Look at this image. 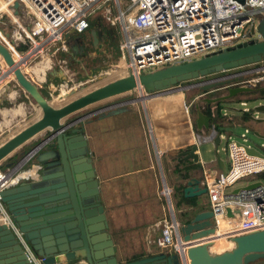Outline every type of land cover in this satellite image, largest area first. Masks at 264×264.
Here are the masks:
<instances>
[{"label":"water","instance_id":"water-1","mask_svg":"<svg viewBox=\"0 0 264 264\" xmlns=\"http://www.w3.org/2000/svg\"><path fill=\"white\" fill-rule=\"evenodd\" d=\"M237 1L243 3V0ZM18 6L17 0L6 4V7H11L13 17L18 12ZM255 17L256 23L250 27L248 39L233 46L184 62L158 67L136 76L131 73L119 76L63 101L75 93V89H70L54 96L53 101L57 104L47 100L38 87L25 77L6 45L0 41V56L5 66L10 69L18 86L39 109L37 119L0 144V161L23 143L34 141L38 133L47 132L41 141H36L29 148L43 142L31 158L35 163H29L30 166H37V176L30 179V182L0 190L3 208L30 251L39 259V264H75L80 259L86 264H249L264 257V229L226 235L231 245L220 252L209 250L212 237L193 242L194 237L214 231L208 229L212 215L208 209L205 213L195 215L193 219L186 217L178 221L177 232L181 239V251L168 250L139 262H116L112 241L106 232L107 220L92 167L93 152L89 150L83 134L85 124L127 110L116 104L119 102H106L109 98L140 88L145 94L166 91L182 81L259 62L264 56V16L256 14ZM1 31L5 37L8 36L7 32ZM95 34L99 35V31L91 32L93 40L96 41ZM254 34L256 37L252 38ZM73 36L74 32L70 30L63 35L61 42L67 43ZM70 49L75 51L76 44L71 43ZM216 85L218 84L205 85L199 90L205 92ZM262 88L264 89V86ZM252 91L253 88L250 87H232L227 89L225 94L203 100L207 107H210L212 103L229 102L239 93ZM176 97L180 104L183 92ZM253 110L264 114V104H257ZM190 115V128L195 133L194 138L183 146L180 152L181 161L175 162L180 168L178 176L181 178V195L184 199L206 194L207 181L202 169L204 165L215 162L222 175L226 171L224 160L215 151L221 141L220 130L210 125L211 117L203 113L197 103L193 105ZM90 117L94 119H88ZM245 118L264 123V117L241 115L240 119ZM226 126L219 124L220 128ZM197 130L200 132H195ZM205 131L208 133L205 134ZM253 133L264 138V133ZM237 143L246 153L264 158V154L256 147ZM23 153L24 151H20L17 155L21 156ZM173 156L174 150L164 151L161 160L165 162ZM10 165L11 163L5 164ZM258 172L264 173V169ZM259 184V181H254L237 187L232 192L251 189ZM192 207L189 209H193ZM186 209L188 208L184 204L180 210ZM226 215H231L229 209L226 210ZM3 224L0 238H6L3 240L5 244L0 245V264H33L27 259L26 251L13 230ZM191 230L198 232L191 234ZM105 257L110 259L102 261Z\"/></svg>","mask_w":264,"mask_h":264},{"label":"built area","instance_id":"built-area-1","mask_svg":"<svg viewBox=\"0 0 264 264\" xmlns=\"http://www.w3.org/2000/svg\"><path fill=\"white\" fill-rule=\"evenodd\" d=\"M14 0H7L12 4ZM18 9L24 13L30 22V26L22 25L16 17H12L16 25L13 34L15 39L23 38L25 46H30V54L41 44L59 43L63 35L70 30L74 33L84 31L92 21L87 18L96 10H103V18L97 19L108 23L113 27L118 40L119 63L118 67L124 75L146 72V69H156L173 63L190 60V57L206 55L217 52L246 40L249 29L256 23V14L264 16V0H17ZM38 39L39 42H35ZM6 43V42H5ZM8 43H6V46ZM12 52L14 61L21 59L18 50L7 46ZM15 53V55L13 54ZM18 62V61H17ZM264 62L263 59L259 63ZM28 63V62H27ZM258 63V62H257ZM26 65L24 60L18 66ZM249 65V64H248ZM13 78L0 56V84L4 78ZM181 83V82H180ZM180 83L166 91H155L145 94L140 88L136 89L141 96H154L162 92L179 93L197 90L189 101H183V117L189 123L190 108L203 98L214 97L227 93L232 87L264 86V63L254 67H234L199 76L196 82L181 86ZM218 84L208 91L199 88ZM135 90V89H134ZM219 91H222L220 93ZM219 92V93H218ZM174 93V92H173ZM119 104L117 105H120ZM125 103V102H124ZM264 104V98L262 102ZM241 115H247L250 110L245 102L240 101ZM210 112L214 107H209ZM226 115L224 109H221ZM258 111L249 115L259 118ZM264 117V116H263ZM213 128V127H212ZM150 131L151 127L148 126ZM192 131V130H191ZM193 132V131H192ZM244 128L240 134L241 141L233 140L230 136L225 137V145L217 144L215 151L225 152L229 158V164L225 174L221 173L206 183L207 206L210 209L211 222L217 226L214 230L215 237L220 235L243 234L251 230L264 229V185L259 184L251 189H239L233 193V188L227 190L240 177L249 173H256L264 169V158L250 155L237 142L246 144ZM223 136L221 135V139ZM220 139V140H221ZM221 142V141H220ZM219 142V143H220ZM43 142L18 156L5 170H0V190L14 185L19 178L33 179L37 176V166L31 169L21 168L28 165L34 153ZM263 147V144H261ZM161 195L165 198L168 206L169 217L164 219L162 234L168 235L173 231V242L167 241L165 245H171L173 249L181 251L180 237H178L177 225L174 219L175 206L171 202V189L167 187L162 178ZM178 196L182 197L181 194ZM179 202L177 206H179ZM184 205L181 204L180 208ZM229 209L231 215H226ZM0 218L3 223L13 230L19 242L26 251L27 259L33 264H39V259L34 256L26 243L17 232L8 214L0 202ZM231 223L217 235L219 223ZM75 264H85L83 259Z\"/></svg>","mask_w":264,"mask_h":264},{"label":"crops","instance_id":"crops-1","mask_svg":"<svg viewBox=\"0 0 264 264\" xmlns=\"http://www.w3.org/2000/svg\"><path fill=\"white\" fill-rule=\"evenodd\" d=\"M18 12L21 11L18 9ZM18 12L15 15L17 20L22 25L30 26V22L24 13L21 12L22 17L19 18ZM15 31L7 37L0 35V41L5 45L6 43L9 46L13 45V48L18 50L21 59H18L16 63L21 64L22 60L26 63V65L20 66L22 73L38 87L39 92L52 104H54L55 95L77 87L78 83L68 85L72 76L83 77L87 69L97 70L96 67L52 66L56 53L59 55L56 58L58 63L69 58L73 60V64H77L76 62L81 60L76 55L79 52L78 45H76L75 51L70 49L71 38L67 43L60 41L55 44H41L30 54L31 45L25 46L23 38L15 39L13 35ZM35 42L38 43L39 40L36 39ZM22 46L24 47L21 48ZM13 54L15 55L14 52ZM34 58H39V61L31 65ZM173 92L141 96L135 89L121 94L120 98H109L106 102L123 101L120 105L127 109L115 115V118L123 115L117 119L118 125L108 122L101 124V120L84 125L83 134L89 150L93 152L92 167L100 190V202L107 220L106 232L112 241L114 257L118 263L143 261L173 249L171 245H165L167 241L173 242V231L168 235L162 234L164 219L169 217L168 208L160 193L162 178L172 191L171 195L175 206L174 219L177 223L186 217L193 219L195 215L205 213L208 210L206 194L189 198L188 202L178 196L181 194L182 185L181 178L178 176L180 168L179 165H175V162L181 161L180 152L184 145L193 140L195 133L189 129V123L183 117L184 96L181 98L180 104L179 99L173 102L171 99L174 95L181 94L178 90ZM197 103L200 104L201 108L206 105L205 101L198 100ZM210 107L215 108V103L210 104ZM223 108L222 105L221 109ZM221 115L224 117V125H229L232 117L234 118V116L227 114L223 115L222 112ZM189 116L191 122V115ZM38 117V107L22 91L15 79L4 78L0 84V144ZM237 117L241 120V115ZM210 125H213L211 121ZM148 126L151 127L150 131ZM167 127L169 128L167 129ZM115 131L122 133V143L119 145L112 144L110 140H107L108 138L105 139L107 134L111 135ZM204 133L206 134L208 131ZM46 134L47 132L44 131L38 133L34 141L23 143L17 150L6 156L0 161V170L10 167L5 166V164H12L13 159L18 156V152L28 150L33 143L38 142ZM4 136L5 138L1 141ZM123 150H125L126 156L125 153L121 155ZM168 150H174V156L163 162L161 154ZM224 162L227 168L229 164L228 155L227 161L224 160ZM34 163L33 161L30 162V164ZM184 163H189V161H184ZM24 169H31L30 165H24L21 170ZM202 169L207 182L220 174L215 162L204 165ZM30 181L29 177L19 178L10 187ZM235 188L237 187H233V190ZM178 202L180 205L184 203L188 209L181 211L180 205L177 206ZM190 206H195L192 208L197 210L189 209ZM209 220L211 221V217ZM2 223L3 220L0 218L1 232ZM190 232L193 234L197 233L198 230H191ZM213 234L214 231L204 236L194 237L192 241L198 242L204 237H212L209 245L211 252H220L230 247L227 236L218 238ZM5 238L6 236L0 238V245L5 244L3 243ZM218 239H222L229 245L216 249ZM107 259L110 257H105L102 261Z\"/></svg>","mask_w":264,"mask_h":264},{"label":"rangeland","instance_id":"rangeland-1","mask_svg":"<svg viewBox=\"0 0 264 264\" xmlns=\"http://www.w3.org/2000/svg\"><path fill=\"white\" fill-rule=\"evenodd\" d=\"M5 1L7 2V0H5ZM7 8L9 10L8 12L3 11V10H2L3 12H0V31L3 30V32H5V33L7 32L8 35H11V33L14 30H16V25L13 23V20H12V17L14 15H13L11 7H7ZM103 10L104 9H96L87 18V20L89 22L92 21V23H96L97 19H102L104 17L103 16ZM18 16H19V18L22 17L21 12H18ZM1 33H2V31H1ZM1 33H0V35L4 36V34L2 33L3 34L2 35ZM253 37H256V34H254L252 36V38ZM247 39H248V37H247ZM106 47H107V51L105 53H104V50H102V48H99V49L94 50V51H89L88 59L83 58V59L79 60V62H77V64H73V67H96L95 69H97V70L91 71V70L87 69L85 76H83V77H79V76L77 77V75L72 76L71 81L68 83V85L69 84H77V83L78 84L76 85L77 87L75 88V93L68 96L66 98V100L70 99V98H74L80 94L87 92L88 90L92 89L93 87L99 86L105 82H108V81L116 78V77L124 75L122 73V71L118 68L120 66V64H119V58H118L119 50H118L117 38L115 37V39L110 44L106 43ZM57 57H59L58 53H56V58ZM198 57H200V55L192 56V57H190V59L198 58ZM56 58L54 57L53 62H52L53 63L52 66L59 67V65H60L62 67H69V65L67 63V59L58 63ZM262 59L264 60V56H262ZM37 61H39V58H34L31 61V65H33ZM263 63L264 62H262V63L258 62V63H254V64L245 65L242 67H254V66H257V65L263 64ZM149 70L150 69H146V71H149ZM78 75H80V74H78ZM192 82H196V79L182 81L181 83L180 82L179 83L181 84V86H187L189 83L191 84ZM257 86L259 87L261 85L259 84ZM196 92L198 93L197 90H190V91L188 90V91L183 92L185 102L189 101L193 95L197 94ZM219 92L222 93V91H219ZM263 96H264V93H258V92L247 93V92H244V93L237 94L235 97H233L231 99V101L223 103V107L225 108V109L224 108L223 109L225 110L227 115L234 116V118L232 117V121L230 122L229 126L227 125L226 127L220 128V133L223 136V138L221 139V142L219 143L220 146L225 145V137L226 136H230V138H232L233 140L241 141V138L239 136L241 133H243L244 128H247L248 132L245 133V138H246L245 143L256 147L258 150H260L264 154V138L258 137L256 135H254V133H253V132H257L260 134L264 133V123H257L255 121L249 120L247 118H245L244 120L241 121L237 117V116L241 115L240 111L243 107L239 104L240 101L245 102L244 106L250 110V112L247 114V115H249L250 113L254 112L253 107H255L257 104H260L262 102ZM120 97H121V95L116 96L115 98H120ZM66 100H63V101H66ZM171 100L173 102H176L177 97L174 96ZM53 103L57 104L55 101H53ZM136 104H137V102H136ZM132 106H133V104H132ZM198 107H200V104H198ZM192 110H193V106H191V108H190V113L192 112ZM130 113L132 114V112H130ZM214 113H215L214 110L211 111V116H213ZM257 115L259 116V118L264 116V114L260 111L257 112ZM121 116H123V115H121ZM121 116L119 115L115 118V115H114V116L103 118L101 120V124H105L108 122L110 124H115V125L117 124L118 125V123L116 121ZM213 121H214V118H213ZM10 131H12V130H10ZM195 132H200V131L197 130ZM5 136L1 139V141L5 138ZM106 138H108L107 140H110V142H112V144L119 145L122 143V133L118 132V131H115L111 135L107 134L105 139ZM261 144H263V147L261 146ZM124 153H125V150H123L121 152V155H123ZM218 155L223 160L227 161V155L225 154V152L219 151ZM125 156H126V153H125ZM254 181H259L261 184L264 185V173L256 172V173H249L247 175H244V176L240 177L238 180H236L233 185L228 187L227 190H230L233 187L245 186V185H247L251 182H254ZM161 187H162V184H161ZM161 197L165 200V198L163 196H161ZM170 197H171V202L173 203L172 196H170ZM165 203H166V206L168 208L169 205L167 204L166 200H165ZM219 227H223V225L219 224ZM220 232L222 233V231H220ZM218 238H220V237L218 236ZM249 264H264V257L255 259L253 262H251Z\"/></svg>","mask_w":264,"mask_h":264},{"label":"flooded vegetation","instance_id":"flooded-vegetation-1","mask_svg":"<svg viewBox=\"0 0 264 264\" xmlns=\"http://www.w3.org/2000/svg\"><path fill=\"white\" fill-rule=\"evenodd\" d=\"M92 31H99V35H96V41L93 40L91 35ZM73 38L76 40L74 41ZM71 39L72 43L78 45L79 52L76 53L80 59H88L89 51H94L99 48L107 51L106 43L110 44L115 39V32L112 26L103 21H98L96 23H90L89 26L81 33H74ZM70 42V43H71ZM67 63L70 67L73 65V60L71 58L67 59ZM77 63V62H76Z\"/></svg>","mask_w":264,"mask_h":264},{"label":"trees","instance_id":"trees-1","mask_svg":"<svg viewBox=\"0 0 264 264\" xmlns=\"http://www.w3.org/2000/svg\"><path fill=\"white\" fill-rule=\"evenodd\" d=\"M24 46H22L21 48H23ZM252 92H258V93H264V89L262 87H254ZM249 93V92H248ZM264 98V96H263ZM223 103L221 101H218L215 103V109H214V115L211 116V112L209 107L203 106L202 108L200 107V110L205 113L206 115H209L210 121L213 124V127L217 130H220L219 124H222L224 117L221 115V111L220 109L222 108ZM214 118V121H213ZM187 202L189 201V198L185 199Z\"/></svg>","mask_w":264,"mask_h":264},{"label":"bare ground","instance_id":"bare-ground-1","mask_svg":"<svg viewBox=\"0 0 264 264\" xmlns=\"http://www.w3.org/2000/svg\"><path fill=\"white\" fill-rule=\"evenodd\" d=\"M6 4L7 3H5V0H0V10L1 11L2 10L7 11V12L9 11L8 8L6 7ZM119 64L121 65V63H119ZM219 224H221V223H219ZM222 225H223V228L226 229L231 225V223L228 224V223L224 222ZM208 229H214L215 230V229H217V226L210 221V224L208 225ZM222 230H223L222 227H219L218 230H216L217 235H220L221 234L220 231H222ZM219 237L221 238L222 235H220ZM228 245H229V243L224 242L222 239H218V244L216 246V249H220V248L226 247ZM230 245H231V243H230Z\"/></svg>","mask_w":264,"mask_h":264},{"label":"clouds","instance_id":"clouds-1","mask_svg":"<svg viewBox=\"0 0 264 264\" xmlns=\"http://www.w3.org/2000/svg\"><path fill=\"white\" fill-rule=\"evenodd\" d=\"M25 152V151H24ZM29 165V164H28Z\"/></svg>","mask_w":264,"mask_h":264}]
</instances>
